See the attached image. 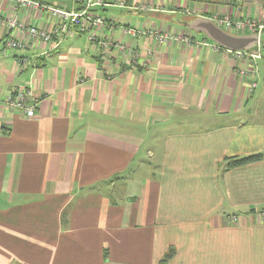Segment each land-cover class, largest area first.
Wrapping results in <instances>:
<instances>
[{"label":"crops","instance_id":"0c3cea01","mask_svg":"<svg viewBox=\"0 0 264 264\" xmlns=\"http://www.w3.org/2000/svg\"><path fill=\"white\" fill-rule=\"evenodd\" d=\"M106 1L96 9L116 24L94 44L83 34L44 42L0 23V264H160L170 248L166 264H264V31L219 22L263 21L264 0ZM46 16L0 0L2 20L48 29ZM198 17L257 33L245 51L262 57L214 50L187 24ZM12 37L26 47H8ZM26 87L34 117L7 101ZM258 152L225 169V158Z\"/></svg>","mask_w":264,"mask_h":264},{"label":"built area","instance_id":"2783aa9c","mask_svg":"<svg viewBox=\"0 0 264 264\" xmlns=\"http://www.w3.org/2000/svg\"><path fill=\"white\" fill-rule=\"evenodd\" d=\"M14 7L17 9H35L41 12H45L46 17L53 19L54 23L51 25V28L45 29L40 28L36 24L26 23L20 21L19 18H12L7 20H2L0 18V23H5L11 29L22 30L23 32L28 33L33 38L40 39L44 42H49L52 40L61 41L65 38L72 37L76 34L86 35L89 43H95L96 39L99 37V31L105 26H113L116 24V21L112 19L110 22L103 14L97 11V7L106 6V0H80L82 6L77 9H65L63 7L39 2L38 0H9ZM121 6H125L126 3L124 0L120 2ZM138 7V5H137ZM144 8V6H143ZM220 24L225 26L230 31H241L244 29H249L253 32L260 33L264 31V20L258 21L252 18L248 19H232L230 17H222L219 19ZM122 30L126 35L136 36L138 33H151L156 35L159 40L164 41L167 38H170L168 34L162 35L157 30H144L141 31L136 27L130 25H122ZM177 37V36H176ZM6 45L11 48H25L26 44L23 41L12 37L7 40ZM102 50L100 51V58L102 61L110 60L111 54L109 52L111 48V41L109 39H103L101 41ZM214 50L219 51L225 49L223 46L216 42L211 43ZM119 49L123 53H129L133 56H137L138 53L132 49H127L124 43L118 44ZM236 56L243 58L246 56L261 58L262 54L260 51L248 52L245 50H236ZM28 62V61H27ZM27 62L24 60L23 63L27 65ZM240 73L243 76H246L251 73L249 69H241ZM257 86L256 81L250 83V91H253ZM7 101L18 110H21L25 116L34 117L38 107V100L34 97L33 91L31 88H22L11 93ZM260 213L264 214V210H261ZM236 215H227V219L231 221L237 220Z\"/></svg>","mask_w":264,"mask_h":264},{"label":"water","instance_id":"95a60500","mask_svg":"<svg viewBox=\"0 0 264 264\" xmlns=\"http://www.w3.org/2000/svg\"><path fill=\"white\" fill-rule=\"evenodd\" d=\"M187 24L193 29L203 31L206 35L216 43L232 50H251V43H258V34L253 33L252 35H232L216 24L212 20L207 18L198 17ZM254 52V51H252ZM257 52V51H256Z\"/></svg>","mask_w":264,"mask_h":264},{"label":"trees","instance_id":"16d2710c","mask_svg":"<svg viewBox=\"0 0 264 264\" xmlns=\"http://www.w3.org/2000/svg\"><path fill=\"white\" fill-rule=\"evenodd\" d=\"M18 48H20V47H18ZM21 60H22V63L24 60L26 62L28 61V59L26 57L21 58ZM24 66H26V65L24 64ZM261 158H263V153H261V152L248 154V155H244V156H229V157L225 158V160L227 161L225 169L227 170V169H230L232 167H237V166L245 165V164H248L251 162H255V161L260 160ZM174 253H175L174 248H170V250L161 259L160 264H166V262L174 255Z\"/></svg>","mask_w":264,"mask_h":264},{"label":"rangeland","instance_id":"374dc122","mask_svg":"<svg viewBox=\"0 0 264 264\" xmlns=\"http://www.w3.org/2000/svg\"><path fill=\"white\" fill-rule=\"evenodd\" d=\"M117 9L120 10V11L122 10L121 8H117ZM117 9H116V10H117Z\"/></svg>","mask_w":264,"mask_h":264}]
</instances>
